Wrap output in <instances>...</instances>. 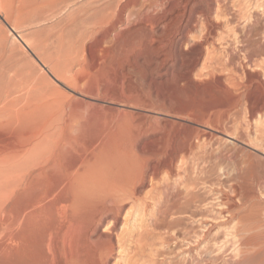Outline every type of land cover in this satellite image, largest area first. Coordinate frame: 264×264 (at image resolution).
<instances>
[{
    "label": "rangeland",
    "instance_id": "374dc122",
    "mask_svg": "<svg viewBox=\"0 0 264 264\" xmlns=\"http://www.w3.org/2000/svg\"><path fill=\"white\" fill-rule=\"evenodd\" d=\"M53 1L0 0V138L20 146L17 169L0 165V209L29 215L27 235L9 238L0 212V251L34 240V119L52 113L132 123L131 157L114 169L145 182L125 202L108 264H264V0H201L191 43L167 57L133 24L95 25L100 9L131 0ZM130 4L134 20L160 11V0Z\"/></svg>",
    "mask_w": 264,
    "mask_h": 264
},
{
    "label": "bare ground",
    "instance_id": "6f19581e",
    "mask_svg": "<svg viewBox=\"0 0 264 264\" xmlns=\"http://www.w3.org/2000/svg\"><path fill=\"white\" fill-rule=\"evenodd\" d=\"M135 1H129L120 9L117 7L118 10L115 13L110 12V6L103 7L95 15V25L105 26L111 30L122 25L129 29L130 25L133 24L138 27L136 31L133 30L135 33L137 32L135 39L141 36L145 42L155 43L157 46L155 49L151 48L150 52L158 54L163 51L166 52L165 55L163 53L166 57L173 44L179 42L180 46L184 47V45L191 43L189 38L194 35L193 32L200 25L193 9L201 3V0H160L159 12L152 9L157 4H152L149 10L134 20L132 14L129 13L130 11L126 15L125 12L126 7L132 5L130 3L134 4ZM55 5L56 0L52 2L51 7ZM203 11L198 12V14L202 16ZM131 18L134 21H131ZM188 25L191 26L186 30ZM140 40L142 39L140 38ZM164 60L155 67L161 68ZM42 111L44 112V110ZM13 114L17 116V111H14ZM97 118L95 117V119ZM94 122H90L91 124L76 123L77 125H74V122L72 125L68 121L57 122L52 113H48L41 119H34V207L29 204L33 207L30 206L34 212L32 214L34 240L32 235V239L29 236L30 239L27 237L28 239L25 240V238V241L14 242L18 249L14 247L16 250L13 252V254L20 255L34 246V253L32 252L34 254L32 260L34 261L30 259V255H33L29 253L30 250L27 251L30 255H26L29 256L28 259L31 264H108V258L112 255V246L117 238V222L124 210L125 202L131 195V191L135 190L136 185H142L145 182L141 176H137L138 174L133 171L126 173L123 170L114 169L119 161L126 163L131 157L132 138H134V133L130 132L132 123H129L128 127L124 126L127 125L124 123L125 120L123 121L124 125H117V121L114 124H107L103 128L102 122L103 127L98 126L99 128H96L97 125L95 124H98V121ZM6 124L8 126L11 123ZM136 126L139 128L138 125ZM5 142L0 138V165L13 163L16 167H14L15 170L20 165V151L16 149L20 146L10 147V144H14V142L8 143L9 146L5 145ZM110 163L112 164L106 168L105 166ZM154 176V173L151 174L152 178ZM3 180L6 182L13 181L12 179L10 181L8 177ZM27 209L28 206H25L22 208V212L17 214L13 210L7 213V209L1 207L0 212L4 215L9 229L13 228L11 230L15 231H11L13 234L7 232L9 238L19 236V231H22V235L25 233L26 221L28 220L24 219V216L26 215L25 211L28 212ZM30 230L33 231V226ZM26 235L25 233L23 238ZM1 241L3 242V240ZM8 241L5 243L6 245L4 244V249L0 251L2 256L0 257V264H8V259H11L8 257L14 248L12 247L13 242L10 245ZM28 259L25 261L23 258L13 259L9 263L28 264Z\"/></svg>",
    "mask_w": 264,
    "mask_h": 264
}]
</instances>
